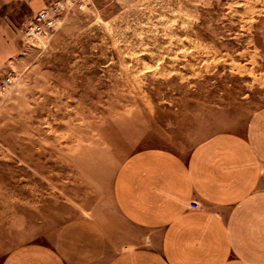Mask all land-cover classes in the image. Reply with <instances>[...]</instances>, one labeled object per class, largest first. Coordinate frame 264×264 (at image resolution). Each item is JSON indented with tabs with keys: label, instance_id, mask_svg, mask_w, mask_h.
<instances>
[{
	"label": "rangeland",
	"instance_id": "1",
	"mask_svg": "<svg viewBox=\"0 0 264 264\" xmlns=\"http://www.w3.org/2000/svg\"><path fill=\"white\" fill-rule=\"evenodd\" d=\"M68 1L43 37L24 17L0 67V260L109 205L130 152L186 150L264 103V0Z\"/></svg>",
	"mask_w": 264,
	"mask_h": 264
},
{
	"label": "crops",
	"instance_id": "2",
	"mask_svg": "<svg viewBox=\"0 0 264 264\" xmlns=\"http://www.w3.org/2000/svg\"><path fill=\"white\" fill-rule=\"evenodd\" d=\"M51 1L0 0V67L19 52V22ZM245 119L186 150L130 152L109 205L94 203L0 264H264V103Z\"/></svg>",
	"mask_w": 264,
	"mask_h": 264
},
{
	"label": "built area",
	"instance_id": "3",
	"mask_svg": "<svg viewBox=\"0 0 264 264\" xmlns=\"http://www.w3.org/2000/svg\"><path fill=\"white\" fill-rule=\"evenodd\" d=\"M69 2L68 0H56L52 3L47 4L41 10L33 14L31 19L23 25L21 31L26 38H38L43 37L49 29L53 27L54 20L60 9L62 3ZM12 81V76L7 75L0 79V95L7 89ZM192 208L196 206L191 205Z\"/></svg>",
	"mask_w": 264,
	"mask_h": 264
}]
</instances>
